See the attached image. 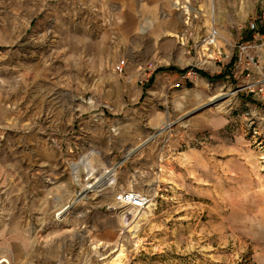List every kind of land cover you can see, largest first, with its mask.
Returning <instances> with one entry per match:
<instances>
[{
	"label": "rangeland",
	"instance_id": "1",
	"mask_svg": "<svg viewBox=\"0 0 264 264\" xmlns=\"http://www.w3.org/2000/svg\"><path fill=\"white\" fill-rule=\"evenodd\" d=\"M150 3L0 0V210L48 214L1 220L0 264H264V0L237 38H176L156 65L210 79L165 98L131 38H87Z\"/></svg>",
	"mask_w": 264,
	"mask_h": 264
},
{
	"label": "crops",
	"instance_id": "2",
	"mask_svg": "<svg viewBox=\"0 0 264 264\" xmlns=\"http://www.w3.org/2000/svg\"><path fill=\"white\" fill-rule=\"evenodd\" d=\"M258 1L260 0H242V2L241 0H151L149 5L142 4L140 8H121L118 14L120 22L114 23L110 31L107 29L108 33L110 32L109 34H111L110 36L106 33H94L93 37L87 38H122L124 44L125 39L123 38H131V43L150 45L148 50H139V45H136L132 50L136 51V55H141L143 60H150L153 64V71L147 75L152 77L151 86L154 85V82H156L158 88L161 86L159 90L161 93L157 96L165 98L168 94H171L176 83L183 85L192 83L197 85V87L205 84L204 76L198 71L192 75L190 71L180 72L181 70L176 67H163V64H161L162 66L156 65L160 61L173 57L172 51L175 39L203 38L212 29L220 33V38H223V36L224 38H237L238 28L246 20L255 18L257 13H259L256 10V2L258 3ZM102 27L100 28L102 29ZM104 27L103 30L106 31ZM95 31L97 32V30ZM263 34L264 32L258 36L261 37ZM126 47L125 44L124 50L127 49ZM170 47L171 49H169ZM94 49L97 50L95 46ZM125 54L122 58H127ZM115 56L119 59L121 58V54L118 52ZM86 57L91 60L88 54H86ZM125 62H127L125 71H135L136 65L133 62L129 63L127 60ZM145 62L142 65H138L137 69H139V72L147 69L146 64L148 61ZM87 67L88 74H102L107 71L105 66L95 68L88 64ZM126 89V85L119 84L118 92L113 94L115 97H113L112 101H117L114 102L115 104L121 105V97L125 98ZM147 91L148 89L145 87L139 89L137 86H133L131 96L133 100L141 99L143 101L147 97ZM27 188L29 189L30 185ZM29 199V196L22 197L21 203L24 208L22 211L18 210L17 205L12 208L14 203L10 205L12 209L0 210V225H3L1 220L5 219H9V225L13 226V224L15 225V220H27L31 219V216L38 218H46L48 216L47 212L44 211L32 212L31 210H26L27 206H24V204ZM11 228H7L8 232L11 231ZM95 229L93 226L84 233L85 235L94 236Z\"/></svg>",
	"mask_w": 264,
	"mask_h": 264
},
{
	"label": "built area",
	"instance_id": "3",
	"mask_svg": "<svg viewBox=\"0 0 264 264\" xmlns=\"http://www.w3.org/2000/svg\"><path fill=\"white\" fill-rule=\"evenodd\" d=\"M252 31L255 30V24L251 25ZM218 32L217 30H212L211 33H209L205 38H203L204 42L207 44L213 45L215 38H217ZM262 39V44L264 45V34L261 36ZM250 49L249 47H243L242 51L243 53L248 52ZM253 61V59L251 58ZM123 67H119L118 71L121 73L123 71ZM151 197L148 195H143L141 193H136L133 191H127V192H122L119 195L116 196V201L121 205V206H130L135 210H138V212L144 210L147 205L151 202Z\"/></svg>",
	"mask_w": 264,
	"mask_h": 264
},
{
	"label": "bare ground",
	"instance_id": "4",
	"mask_svg": "<svg viewBox=\"0 0 264 264\" xmlns=\"http://www.w3.org/2000/svg\"><path fill=\"white\" fill-rule=\"evenodd\" d=\"M97 182H99V180H96V182L95 183H91L90 184V186H89V188L90 189H92V188H94V186H95V184L97 183ZM132 210V209H131ZM64 211V210H63ZM133 212H136L135 210H132ZM61 213V212H60ZM59 215V214H58ZM120 259V257H118L117 258V260H114V263L115 264H121V261L119 260ZM4 262H6V260H4L2 263H4Z\"/></svg>",
	"mask_w": 264,
	"mask_h": 264
},
{
	"label": "trees",
	"instance_id": "5",
	"mask_svg": "<svg viewBox=\"0 0 264 264\" xmlns=\"http://www.w3.org/2000/svg\"><path fill=\"white\" fill-rule=\"evenodd\" d=\"M171 70H172V68H171ZM188 70V69H187ZM187 70H185L184 72H187ZM198 73H200V74H202L204 77H207L208 79H210V77L207 75V74H205V73H203V72H199L198 71Z\"/></svg>",
	"mask_w": 264,
	"mask_h": 264
}]
</instances>
